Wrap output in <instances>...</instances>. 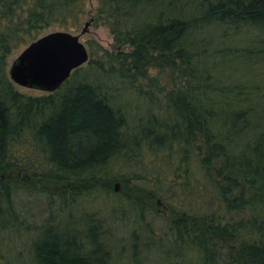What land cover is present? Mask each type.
I'll return each mask as SVG.
<instances>
[{"label":"trees","instance_id":"obj_1","mask_svg":"<svg viewBox=\"0 0 264 264\" xmlns=\"http://www.w3.org/2000/svg\"><path fill=\"white\" fill-rule=\"evenodd\" d=\"M177 2L98 0L96 23L131 51L99 47L88 68L52 94L31 97L8 80L7 56L47 28L78 30L85 0H0V230L15 217L7 173L72 183L73 194L121 182L131 186L124 197L143 230L142 238L131 236L133 264L148 262L138 246L154 253L152 264H264V86L202 66L196 36L211 26L222 31L218 43L252 34L248 49H228L220 59L232 71L264 69V0ZM220 59L218 66H228ZM130 94L143 102L141 114L133 111L136 101L123 99ZM123 155H148L150 164L134 178L99 175ZM158 205L168 214L162 236L144 221ZM99 227L90 221L87 244L67 230L40 228L33 263L106 264Z\"/></svg>","mask_w":264,"mask_h":264},{"label":"rangeland","instance_id":"obj_2","mask_svg":"<svg viewBox=\"0 0 264 264\" xmlns=\"http://www.w3.org/2000/svg\"><path fill=\"white\" fill-rule=\"evenodd\" d=\"M157 1L159 3L164 1V4L169 2V0ZM200 1L203 0H178L177 4L188 8L194 3H200ZM97 7L98 0H85V14L80 22L79 29L69 32L73 35H79V41L88 52V62L80 68H88L91 60H97L102 54L99 47L109 54L131 51V47L128 45H117L109 29L96 23ZM88 22H90L89 28L84 34H81L84 25ZM51 32L55 31L52 28H47L42 31L41 37ZM221 33V29L211 26L196 34V36L199 35L197 36L199 46L206 52L203 55L202 50H198L202 66H210L212 63L213 70L221 75L223 79L229 78L234 82H243L252 86H264V69L251 71L243 70L240 67L238 70L232 71L228 70V67L231 68V65L227 62L228 59H220L221 57L226 59L225 55L228 54V49H248L252 34L241 32L235 36L231 35L223 40V43L221 41L218 43V36ZM29 44L13 49L7 56L5 70L7 77L12 62ZM91 51L93 56H90ZM219 59L224 60L228 66L224 64L218 66ZM104 68L107 69L108 66L104 65ZM151 75H156V71H151ZM8 80L10 81L9 77ZM11 84L17 92L25 96L40 97L48 95L45 92L17 86L12 82ZM142 86L144 90L147 89L145 82L142 83ZM133 94L136 96L134 92ZM133 94L127 95L123 99L130 98L136 101L133 111L136 112L134 108L138 107L137 111L141 114L144 112L145 106ZM118 103H121V101H118ZM147 156L145 155L141 161L139 157L123 155L112 160L99 175L102 177L107 175L109 178L117 176L120 179L134 178V175H140L141 166H149L151 157ZM4 178L3 186H9L10 207L15 217L10 215L6 224L0 230V264H34L31 244L39 238L41 229L44 230L50 226L62 231L67 230L70 235L76 234L78 242L87 244L85 236L90 221L97 223L100 226L99 232L103 233V240L108 250L106 264H133L134 243L131 236L133 232L137 231V234L142 238L143 230L139 229V220L135 214L136 212L132 209L130 201L124 197L125 194L130 195L131 192L128 188L131 186L124 187L121 182H115L111 184L112 189H107V191L100 187L93 189L81 188L78 194H73L71 189L75 185L72 183L66 184L46 178H34L27 172L7 173ZM134 183L142 184L137 179H131L130 185ZM61 193L66 195L65 199L59 198ZM154 212L156 215L147 214L144 221L156 223L157 230L154 233L157 236H162L164 234L163 230H158L162 228L168 214L164 207L160 205L155 208ZM166 232L167 230H165ZM136 250L138 253L142 251L140 258L147 257L148 262L144 260V263L152 264L154 253L147 256L142 247L139 246Z\"/></svg>","mask_w":264,"mask_h":264},{"label":"water","instance_id":"obj_3","mask_svg":"<svg viewBox=\"0 0 264 264\" xmlns=\"http://www.w3.org/2000/svg\"><path fill=\"white\" fill-rule=\"evenodd\" d=\"M90 22L84 25V34ZM88 62L79 35L55 31L30 43L8 69L10 81L20 87L52 94L71 74Z\"/></svg>","mask_w":264,"mask_h":264}]
</instances>
